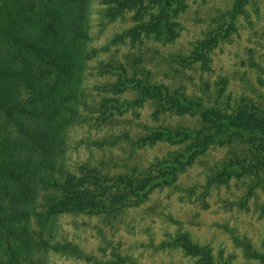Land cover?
<instances>
[{"label": "rangeland", "instance_id": "rangeland-1", "mask_svg": "<svg viewBox=\"0 0 264 264\" xmlns=\"http://www.w3.org/2000/svg\"><path fill=\"white\" fill-rule=\"evenodd\" d=\"M134 1L93 0L96 54L88 62L67 154L77 175L154 178L160 163L194 147L192 140L172 142L157 133L215 131L200 112L177 113L165 98L150 94L160 88L223 115L264 120V0H250L232 21L223 12L237 0H188L178 15L166 8L169 22L180 28L165 29L163 39L139 29L154 21L152 27L163 5L143 0L133 7ZM216 34L218 44L203 48ZM220 138L139 205L113 214L62 216L58 240L77 252L53 249L50 264H200L170 244L183 234L207 246L214 264H258L244 256V245L264 249V152L248 134Z\"/></svg>", "mask_w": 264, "mask_h": 264}, {"label": "trees", "instance_id": "trees-1", "mask_svg": "<svg viewBox=\"0 0 264 264\" xmlns=\"http://www.w3.org/2000/svg\"><path fill=\"white\" fill-rule=\"evenodd\" d=\"M249 1L237 0L223 15L236 20ZM142 2L135 0L133 7ZM159 2L161 18L152 27L154 21L139 29L163 39L165 29L180 28L177 21L169 22L166 8L178 15L189 3ZM92 13L93 0H0V264H50L53 249L76 253L70 242L58 240L62 216L113 214L130 204L139 205L155 188L172 184L177 171L190 166L216 137L228 140L248 134L264 152L263 119L246 113L223 115L218 109L167 96L160 88L150 94L165 98L177 113L200 112L215 131L157 133L172 142L192 140L194 147L189 155L160 163L154 178L114 180L97 171L73 172L67 159L70 133L80 118L88 62L96 54L91 45ZM174 32L169 36L178 38ZM218 42L216 34L202 47L210 50ZM189 236L180 235L170 244L200 264H214L210 249L193 243ZM244 256L264 264V249L246 244Z\"/></svg>", "mask_w": 264, "mask_h": 264}]
</instances>
